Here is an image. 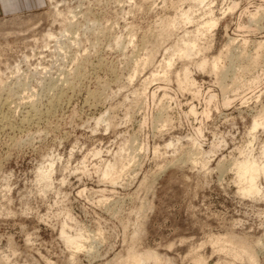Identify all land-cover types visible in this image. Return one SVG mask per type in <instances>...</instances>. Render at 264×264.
<instances>
[{"label": "rangeland", "instance_id": "obj_1", "mask_svg": "<svg viewBox=\"0 0 264 264\" xmlns=\"http://www.w3.org/2000/svg\"><path fill=\"white\" fill-rule=\"evenodd\" d=\"M31 4L0 16V264H264V0Z\"/></svg>", "mask_w": 264, "mask_h": 264}, {"label": "crops", "instance_id": "obj_2", "mask_svg": "<svg viewBox=\"0 0 264 264\" xmlns=\"http://www.w3.org/2000/svg\"><path fill=\"white\" fill-rule=\"evenodd\" d=\"M34 7L35 5L31 4V0H0V16L9 12L32 10Z\"/></svg>", "mask_w": 264, "mask_h": 264}, {"label": "bare ground", "instance_id": "obj_3", "mask_svg": "<svg viewBox=\"0 0 264 264\" xmlns=\"http://www.w3.org/2000/svg\"><path fill=\"white\" fill-rule=\"evenodd\" d=\"M248 170V167L247 166H242V167H239V175H240V178H244V171ZM253 177H251V181H253ZM253 189V188H252ZM251 189V192H253L254 190Z\"/></svg>", "mask_w": 264, "mask_h": 264}]
</instances>
